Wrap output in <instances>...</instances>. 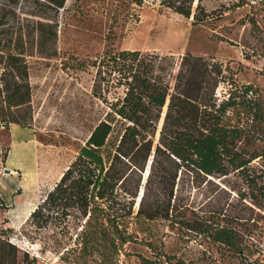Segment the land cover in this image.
I'll list each match as a JSON object with an SVG mask.
<instances>
[{
    "label": "trees",
    "instance_id": "1",
    "mask_svg": "<svg viewBox=\"0 0 264 264\" xmlns=\"http://www.w3.org/2000/svg\"><path fill=\"white\" fill-rule=\"evenodd\" d=\"M65 2L0 0V119L5 126L22 127L18 120L7 122L4 113L29 105L26 58L55 57ZM194 3L160 1L193 25L213 20L200 0ZM245 7L256 28L264 0H237L230 10ZM73 60L77 70L94 68L92 95L108 112L90 129L27 223L38 230L53 226L56 234L67 233L74 223L80 228L79 251L101 254L103 244L117 253L139 233L152 237L145 223L162 222L185 242L208 241L241 264H264L252 258L255 250L228 226V215L206 210L194 198L236 177L244 184L243 191L233 190L238 200L248 201L264 219L262 92L241 86L222 63L190 53L175 61L154 51L109 48L92 62ZM220 86L226 89L221 98L216 93ZM133 224L134 234L129 232ZM12 233L0 229V264H36L9 240ZM151 241L144 243L157 260L147 264H195L156 252Z\"/></svg>",
    "mask_w": 264,
    "mask_h": 264
},
{
    "label": "rangeland",
    "instance_id": "2",
    "mask_svg": "<svg viewBox=\"0 0 264 264\" xmlns=\"http://www.w3.org/2000/svg\"><path fill=\"white\" fill-rule=\"evenodd\" d=\"M160 1L142 0L136 4L132 0H66L59 11L55 57L35 54L26 58L29 105L4 113L7 122L18 120L22 127L11 122L5 126L0 119V229H12L9 240L21 254L27 252L29 258H35L36 264H147L146 260L152 262L157 257L145 246L146 240H152L156 252L161 250L187 263L241 264L208 241L193 238L185 242L162 222L145 223L152 237L139 233L134 242L125 244L117 253L103 244L101 254L79 251L76 235L80 228L74 223L64 234H56L58 228L53 226L38 230L27 223L29 215L73 160L90 129L108 112L92 95L94 68L77 70L73 58L92 62L109 48L154 51L172 56L175 61L190 53L222 63L241 86L252 85L264 96V11L253 28L248 7L230 10L231 3L237 0H200L213 20L206 25H193L192 19L164 7ZM225 92L224 86L216 91L219 98ZM15 131L20 132L19 140L12 136ZM17 144L29 149V154L18 149L9 158ZM13 165L23 166L26 171ZM6 169L11 173H6ZM218 186L204 195L193 196L205 205L204 209L228 215V226L255 250L252 258L263 260L264 219L259 215L263 213L248 201L238 200L233 190H244L240 179L229 177L219 181ZM136 230L133 224L129 232L134 234Z\"/></svg>",
    "mask_w": 264,
    "mask_h": 264
},
{
    "label": "crops",
    "instance_id": "3",
    "mask_svg": "<svg viewBox=\"0 0 264 264\" xmlns=\"http://www.w3.org/2000/svg\"><path fill=\"white\" fill-rule=\"evenodd\" d=\"M12 136H13L16 140H19L20 132L15 131L14 134H13ZM18 149L26 150V151L28 152L27 154H29V152H30L29 149L21 148V147L19 146V144H17V145H14V146H13V148H12V150H11V152H10V156H9V158L12 157L13 155H15ZM27 154H26V155H27ZM10 160H11V159H10ZM26 160H27V159H26ZM13 166H18L20 169H22L23 172L26 171V170H25V167H23V166H20V165H13ZM27 172H28V171H27Z\"/></svg>",
    "mask_w": 264,
    "mask_h": 264
},
{
    "label": "water",
    "instance_id": "4",
    "mask_svg": "<svg viewBox=\"0 0 264 264\" xmlns=\"http://www.w3.org/2000/svg\"><path fill=\"white\" fill-rule=\"evenodd\" d=\"M5 171H6V173H11L10 170H8V169H6Z\"/></svg>",
    "mask_w": 264,
    "mask_h": 264
},
{
    "label": "built area",
    "instance_id": "5",
    "mask_svg": "<svg viewBox=\"0 0 264 264\" xmlns=\"http://www.w3.org/2000/svg\"><path fill=\"white\" fill-rule=\"evenodd\" d=\"M0 128H2L1 125H0Z\"/></svg>",
    "mask_w": 264,
    "mask_h": 264
}]
</instances>
